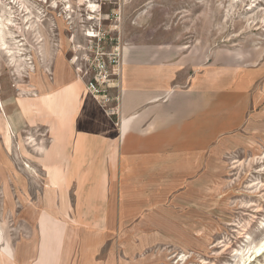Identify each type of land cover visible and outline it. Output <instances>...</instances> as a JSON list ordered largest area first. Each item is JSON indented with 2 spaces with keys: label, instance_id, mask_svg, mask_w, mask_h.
Instances as JSON below:
<instances>
[{
  "label": "rangeland",
  "instance_id": "374dc122",
  "mask_svg": "<svg viewBox=\"0 0 264 264\" xmlns=\"http://www.w3.org/2000/svg\"><path fill=\"white\" fill-rule=\"evenodd\" d=\"M87 1L0 2L1 16H11L17 24L8 25L20 41L12 46L16 60L22 53L27 62L19 68L0 44V264H23L18 257L24 252H32L24 263L32 264L44 239L51 247L60 246L54 229L62 225L44 218L51 225L44 238L43 222L39 224L42 211L50 213L47 209L56 210L58 218L50 214L72 227L69 264H264V250L254 253L264 239V0ZM86 33L98 35L93 47ZM99 46L119 53L121 61L127 50L183 60L190 75L213 69L257 72L250 89L262 99L253 111L248 110L249 98L241 102L238 113L256 117L248 120L250 129L236 133L242 145L211 165L204 187L175 197L163 211L138 213L121 227L103 230L95 225L100 213L72 212L78 221L68 211V201L63 205L64 197L58 205L59 191L38 159L53 145L49 123L26 113L44 108L36 102L39 81L30 66L52 78L60 53L70 63L75 55L83 63L85 54L95 63ZM84 97L85 105L102 107L86 87ZM44 106L53 110L47 100ZM2 250L19 261H9ZM40 256L35 264H57V259Z\"/></svg>",
  "mask_w": 264,
  "mask_h": 264
},
{
  "label": "crops",
  "instance_id": "0c3cea01",
  "mask_svg": "<svg viewBox=\"0 0 264 264\" xmlns=\"http://www.w3.org/2000/svg\"><path fill=\"white\" fill-rule=\"evenodd\" d=\"M143 52H125L111 91L117 98L109 105L112 114L96 103L85 105V83L63 53L54 62L53 77L43 72L45 84L38 82L36 102L44 108L26 112L29 119L49 123L53 145L38 159L59 191L58 205L64 197L71 215L100 213L95 225L101 230L121 227L138 213L163 211L175 197L204 187L211 165L242 145L236 133L250 129L248 120L256 117L238 113L241 102L249 98L253 111L262 100L250 89L257 72L213 69L190 75L183 60ZM46 100L55 109L46 108ZM44 218L49 217L41 220L46 238L51 225ZM23 254L18 259L24 264L32 252Z\"/></svg>",
  "mask_w": 264,
  "mask_h": 264
},
{
  "label": "bare ground",
  "instance_id": "6f19581e",
  "mask_svg": "<svg viewBox=\"0 0 264 264\" xmlns=\"http://www.w3.org/2000/svg\"><path fill=\"white\" fill-rule=\"evenodd\" d=\"M0 2H1V0H0ZM46 2V1H45ZM92 3L91 1H87L86 3ZM88 7H91V8H93V7H95L94 5H92V4H89L88 5ZM5 8V7H4ZM90 9V8H89ZM88 10V9H87ZM4 12L6 13V9H4ZM89 12H91V9H90V11ZM95 12V11H94ZM1 14L2 13H0V44H1V46H2V49L3 50H5L6 51V53L8 54L9 53V55L10 56H12V58H13V60H14V58H15V60H16V57H17V55H16V53L17 52H15V51H13L12 49H14L12 46L14 45V44H16L18 41L16 40V37L18 36V34H16L15 35V33L11 30V29H9L8 28V25H17L16 23H14V20L12 19V17L11 16H9L8 18L7 17H5V16H1ZM11 14V13H10ZM88 15H93L92 13H87ZM14 16V15H13ZM41 17V16H40ZM88 19H90V18H88ZM83 20V19H82ZM20 32V31H19ZM9 38H11V39H9ZM10 42H12V43H10ZM20 42V41H19ZM18 42V43H19ZM18 45V44H17ZM15 47V46H14ZM18 47V46H17ZM16 47V48H17ZM18 49V48H17ZM19 50H21V48L19 49ZM19 52V51H18ZM20 55H22V53L20 54ZM19 55V58L16 60L17 61V65H18V67L19 68H21V66L23 65H26L25 64V62H26V58H24V57H22V56H20ZM27 63V62H26ZM31 63H33V62H31ZM15 65V64H14ZM30 65V64H29ZM34 65V64H33ZM33 65L32 66H30V68L33 70V72L32 73H34L33 75L34 76H36V80L37 81H39V83L42 85V82H44L43 80H44V76H43V72H41V71H36V69H34L33 68ZM38 67V66H37ZM45 67V66H44ZM28 68V67H27ZM48 68V67H47ZM17 69V68H16ZM29 69V68H28ZM17 71V70H16ZM19 71V70H18ZM20 71H21V69H20ZM45 71V70H44ZM22 73V72H21ZM45 73V72H44ZM51 73V72H50ZM49 73V74H50ZM19 74H20V72H19ZM47 74V73H46ZM32 76V75H31ZM47 76H49V75H47ZM24 77V76H23ZM49 78H51L50 76H49ZM47 82V81H46ZM48 83V82H47ZM70 83V82H69ZM44 84H45V82H44ZM46 87V86H45ZM47 88H49L48 86H47ZM43 90H44V88H42ZM42 90V91H43ZM49 90V89H48ZM54 91V90H53ZM50 93V92H49ZM48 93V94H49ZM44 94V93H43ZM53 94H55V93H53ZM33 95L34 96H38V94L36 93V92H33ZM45 95V94H44ZM50 96V95H49ZM52 107H53V109H55V107L53 106V105H51ZM2 111H3V113H4V115H5V117L7 118V114H6V112L4 111V109H2ZM1 115V114H0ZM9 124H8V126L10 125V120H9V122H8ZM42 149L43 148H41L40 147V151H42ZM44 150V149H43ZM27 170L28 171H32L33 170V168L31 167V165L29 164L28 165V168H27ZM44 216H48L49 218H52V219H54V220H56L57 222H58V225H62L61 227V229L59 228V229H54V232H55V235L57 236V237H60L61 238V244H60V246H55V247H51L49 244H48V239H44V241H43V247H42V251H41V248H40V246H39V252H41V254L44 256V257H46V258H48V259H51V260H53V259H57V264H69V260H70V257H69V255H70V249H71V244H72V237H71V234H72V227L71 228H69V227H67L68 225H67V223H65V222H63V221H60V220H57L55 217H53L50 213H48V212H46V211H42V214H41V216H40V220H39V222L41 223V220H42V218L44 217ZM72 226V225H71ZM43 228H44V230H46V228H47V224L45 223V224H43ZM51 230H53V227H51L50 228ZM44 233H46V232H44ZM59 238V239H60ZM59 241V240H58ZM56 243H57V241H56ZM264 250V239L260 242V244L259 245H257L256 246V248H255V250H254V253L255 254H259V253H261L262 251ZM3 251V250H2ZM4 252V251H3ZM38 252V255H37V257H36V259L33 261V263L32 264H35V261L37 262L38 261V259H39V253ZM4 255L6 256V258L9 260V261H14L16 258H11V257H9L8 255H6V253L4 252ZM250 258V257H249ZM251 259V258H250Z\"/></svg>",
  "mask_w": 264,
  "mask_h": 264
},
{
  "label": "built area",
  "instance_id": "2783aa9c",
  "mask_svg": "<svg viewBox=\"0 0 264 264\" xmlns=\"http://www.w3.org/2000/svg\"><path fill=\"white\" fill-rule=\"evenodd\" d=\"M85 36L91 46L93 45V40L98 37V35L93 38L88 37L87 33ZM76 46H81V48H78L86 50L85 46L81 44L77 43ZM97 49L95 63L89 62L88 54L83 57L84 62L79 64V57L76 55L72 56L71 63L73 62L77 76L84 81L88 95L94 97L103 108L112 114L115 111L109 105L111 102L117 101V98H114L110 93L116 87V78L121 67V60L118 59L120 55L119 53H114V50L107 52L102 46Z\"/></svg>",
  "mask_w": 264,
  "mask_h": 264
}]
</instances>
